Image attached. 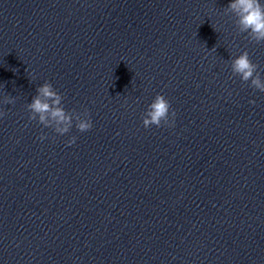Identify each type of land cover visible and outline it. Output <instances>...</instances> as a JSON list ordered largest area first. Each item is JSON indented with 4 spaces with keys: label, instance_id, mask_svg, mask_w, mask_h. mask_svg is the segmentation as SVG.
<instances>
[{
    "label": "clouds",
    "instance_id": "1",
    "mask_svg": "<svg viewBox=\"0 0 264 264\" xmlns=\"http://www.w3.org/2000/svg\"><path fill=\"white\" fill-rule=\"evenodd\" d=\"M226 13L235 16V24L240 33H247L250 41L257 44L264 43V3L262 0H231L226 7ZM231 71L233 75L250 86L264 92V79L261 78L258 71V65L249 58V53L243 51L238 57L231 61ZM64 97L58 93L53 85L45 82L36 89V95L32 102L27 104L29 110V120H36L45 128H52L55 133L65 135L70 132L75 121L76 129L83 133L93 127L90 113L85 109L82 113L65 110L62 101ZM5 104H13L14 98L8 97L4 100ZM255 103V101H250ZM6 113L0 111V118ZM171 116V118H170ZM176 113L171 110L170 102L162 94H157L154 100L148 105L144 113L142 123L147 129L155 125L161 127L174 125ZM39 139H45L41 135ZM77 137L72 136L68 140V145L75 144Z\"/></svg>",
    "mask_w": 264,
    "mask_h": 264
}]
</instances>
